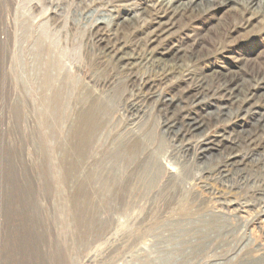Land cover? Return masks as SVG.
Here are the masks:
<instances>
[{"label":"rangeland","instance_id":"1","mask_svg":"<svg viewBox=\"0 0 264 264\" xmlns=\"http://www.w3.org/2000/svg\"><path fill=\"white\" fill-rule=\"evenodd\" d=\"M170 1L0 0V264H264V0Z\"/></svg>","mask_w":264,"mask_h":264},{"label":"bare ground","instance_id":"2","mask_svg":"<svg viewBox=\"0 0 264 264\" xmlns=\"http://www.w3.org/2000/svg\"><path fill=\"white\" fill-rule=\"evenodd\" d=\"M180 0H171L170 2L172 3V4H175L176 6H174V8H173V5H171L169 2L167 3V8L169 9V10H167V11H171V16L169 17V19L170 18H174L175 17V15H176V13H178V14H180V13H182V11L183 10H186L189 6H193L194 4V2H193V0H189L188 2H183V1H180ZM218 1V0H217ZM223 1H225V0H222V2ZM227 1H234V0H227ZM241 1V0H240ZM243 1H245V0H243ZM251 1H253V0H248V3L247 2H244V4L245 5H248V4H250L251 3ZM209 2V1H208ZM214 4V3H213ZM212 3L210 4H208V6L205 8V10L206 9H208L209 7H211L212 5H213ZM221 4V3H220ZM255 5H257V4H255ZM215 7V6H214ZM164 8V7H163ZM218 8V7H217ZM251 8V7H250ZM147 10V9H146ZM210 10V9H209ZM141 11V10H140ZM143 20V19H142ZM155 21V20H154ZM161 21H162V19H160V22H158L157 23V25H156V29H155V36H157L158 35V33H160L164 28H165V26H167V20L165 21V22H163V23H161ZM154 28V27H153ZM169 32V31H168ZM202 35V34H201ZM121 37V36H120ZM119 37V38H120ZM154 37V36H153ZM221 38V37H220ZM151 39V38H150ZM197 40V39H196ZM114 41V40H113ZM186 42V41H185ZM136 43V42H135ZM187 44V43H186ZM135 45V44H134ZM174 45H176V44H174ZM178 45V44H177ZM99 46V45H98ZM177 47V46H176ZM186 47H189V45H185V47L184 48H186ZM168 49V48H167ZM176 49H179L178 47L176 48ZM185 51V50H184ZM106 52V51H105ZM131 56V55H130ZM115 60V59H114ZM124 65V64H123ZM150 68V67H149ZM179 68V67H178ZM221 83V82H220ZM159 84V83H158ZM210 88V87H209ZM200 90V89H199ZM185 91V90H184ZM212 91V90H211ZM196 92V91H195ZM212 93V92H211ZM220 95V94H219ZM166 98V97H165ZM225 98V97H224ZM233 100V99H232ZM160 107V106H159ZM164 115V114H163ZM189 117V116H188ZM185 123V122H184ZM194 127V126H193ZM196 137V136H195ZM221 153V152H220Z\"/></svg>","mask_w":264,"mask_h":264}]
</instances>
